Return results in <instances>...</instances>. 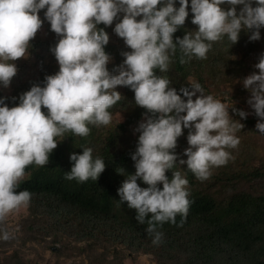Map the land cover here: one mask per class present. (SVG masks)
Wrapping results in <instances>:
<instances>
[{"label":"clouds","instance_id":"clouds-1","mask_svg":"<svg viewBox=\"0 0 264 264\" xmlns=\"http://www.w3.org/2000/svg\"><path fill=\"white\" fill-rule=\"evenodd\" d=\"M189 3L196 28L174 40L173 34L189 15ZM176 4L177 0H0V86L7 88L16 74L14 61L29 55V42L43 23L40 10L46 9L44 19L59 37L50 47L58 71L46 75L42 86L33 84L20 94L15 106L9 107L7 98L0 96V241L16 237L20 226L10 219L30 206L32 193L17 191L26 167L48 164L57 139L65 133L85 137L89 125H109V109L121 99L117 86L132 90L135 105L146 109L134 129L139 133L131 153L135 172L116 170L126 173L117 189V203L126 202L135 210L136 221L146 224L153 245L163 242L160 228L165 222L177 223L178 214L183 221L190 203L186 176L176 170L169 178L166 172L186 165L203 181L231 158L229 150L240 142L236 133L244 127L240 120L250 113L237 109L233 101L229 107L205 94L199 82L181 87L178 94L167 76L155 70L166 72L177 49L184 64L193 58L205 59L212 42L227 38L235 44L241 31L250 41L259 40L264 0H178ZM114 19L118 22L113 32L129 50L121 53V64L109 71L111 58L105 52L109 35L97 26L112 25ZM254 69L258 71L239 82L250 94L246 103L258 118L255 128L264 135V52ZM182 129H188L187 159L177 162L174 150ZM92 152L91 147H82L81 153H70L72 164L65 179L97 181L106 165ZM138 179L147 186L141 187Z\"/></svg>","mask_w":264,"mask_h":264},{"label":"trees","instance_id":"trees-1","mask_svg":"<svg viewBox=\"0 0 264 264\" xmlns=\"http://www.w3.org/2000/svg\"><path fill=\"white\" fill-rule=\"evenodd\" d=\"M176 6H179L178 3ZM239 7L237 6V10ZM38 16L43 21L42 25L45 26L51 39L47 42L38 41V43L31 39L29 49L34 52L38 46L43 47V50L48 54H38L37 62H35L38 72L36 79H26L25 75H21L22 68L20 66L17 67V72L11 79L14 92L4 95L0 89V96L7 98L5 103L9 107L18 104L19 95L29 90L33 84L42 86L44 77L51 75L52 69L55 70L57 64L50 47L55 46L59 37L50 30L49 22L44 19V12L40 10ZM191 18L189 3V15L186 17L184 25L173 34L174 40L176 37L182 38L185 31H192L196 28V25L191 23ZM97 27L104 28L108 35L111 34V25L105 26L101 23ZM262 30L263 28L260 29V32ZM246 34L241 31L237 41L239 43L236 44L238 46L244 44L250 46L247 51H244L242 61H239L243 62L240 63L242 65H246L245 60L250 58L252 53H257L256 61L259 57V50L253 49V45L256 44L254 41L247 40L248 34ZM116 39H111L109 35L108 44L105 45V52L115 60L114 64H107L109 71H113L116 66L121 64L123 60L121 53L129 50L124 43L117 46ZM258 42L259 40L257 44H259ZM227 44H231L227 38L212 42V48L207 55H211V52L214 53L213 49L218 53V50ZM47 56L51 58L49 64L43 63ZM179 57L180 53L177 49L176 54L171 57L168 70L161 73L157 69L155 70L157 74L165 76L168 72L171 75H180L186 81L191 70L199 66L196 73L200 72L206 64L205 60H207L206 56L205 59L193 58L187 63L181 64ZM27 59L28 57L20 58L24 62ZM231 65L233 64L231 63ZM172 69L174 71L171 72ZM255 71L258 70L255 69ZM237 72L238 74L234 76L241 77L240 81L247 76L244 69L237 68ZM194 75L199 77L195 73ZM199 81L202 86L205 84V81L201 79ZM180 83H173L178 94L181 87H187V85L180 86ZM236 87L235 85L234 91ZM242 91L245 97L242 96ZM236 95L241 101L246 102L250 94L240 83ZM13 97L16 99L13 100ZM114 105L120 107L119 110L127 114L128 122H136L141 117L144 118L142 113L146 112V109L135 105L134 93L129 88L125 90V96ZM132 108L136 112L134 111L130 115L129 111ZM41 110L46 111L43 106ZM134 114L137 115V118L131 117ZM255 120L256 116L254 115L253 119H248V122L252 124ZM109 126L111 124L100 127L89 125L90 132L87 136L81 137L80 149H67L68 155L72 152L81 153L82 147H91L90 139L92 137L98 138L97 141L100 142L101 149H93L92 155L103 158L106 166L97 181L89 179L85 182H77L75 179H65L64 173L70 171L72 164L69 157L61 161L66 145L65 141L62 143L58 141L57 147L49 156L48 164L26 167L25 175L27 177L19 182L17 191L28 189L32 193L30 202L33 217L32 228L38 229L42 234L47 230L53 235H56L58 231H63L66 234L67 231L63 227L64 222L74 216L76 220H83L79 222V225L77 224V228L82 227L84 230L80 231L81 238H85L93 245L97 246L102 242L110 243L109 237L106 236L107 229H110L109 235H115L119 239L118 242L123 246L127 244L125 249L152 255L157 264H264V195L253 196L248 193H232L214 200L205 195L206 191L204 190L190 191L188 196L190 203L186 217L181 222V216L178 214L176 216L177 223L165 222L160 228L164 234L163 242L159 245H153L152 237L145 232L146 224L142 225L136 221L135 210L129 209L126 202L124 204L117 203L119 200L117 189L125 179L126 173L133 174L135 172L131 153L135 151L136 144L121 147L117 131L114 132ZM119 127L123 128L121 125ZM64 135L70 136V140L74 139V134L70 131ZM119 167H123L126 173L118 174L116 170ZM139 184L141 187H145L141 180ZM103 228L104 230H102ZM70 234L76 235L78 232L72 231ZM0 264L39 263L25 261L19 252L14 250L8 257L0 259ZM87 264L124 263L120 258L117 263L108 261L105 251L102 254L94 255L92 258L89 257Z\"/></svg>","mask_w":264,"mask_h":264},{"label":"rangeland","instance_id":"rangeland-1","mask_svg":"<svg viewBox=\"0 0 264 264\" xmlns=\"http://www.w3.org/2000/svg\"><path fill=\"white\" fill-rule=\"evenodd\" d=\"M41 11L44 12L45 9H42ZM116 22H118V20L114 19L113 24L111 25L112 31L109 35L111 39L117 38L115 42L118 46L124 42L122 38L118 37L113 32ZM246 37H248V35ZM263 37L264 28L261 32V38ZM261 38L259 39V44H257L258 40H255L254 43L256 45H253V49L257 48L259 50L258 55H260L261 52H264V39ZM50 39L51 36L46 32L44 25L37 30L35 37L32 38L36 43H38V41L47 42V40ZM246 39L249 40L248 38ZM238 43L239 42H236L233 45H224V47H221V49L218 50V53L213 49V52L216 54L211 52V55H207V60H205L206 64L201 68V71L196 73L199 66L195 67L191 70L186 81H184L180 75H171L168 72L165 75L170 80V87H174L173 83L176 82H181L180 86L187 85V87H189L190 83L193 81L200 83L199 79H201L205 81V84L203 86L201 85L204 88L205 94H212L215 98L226 102L229 107H231V102L233 101V104L237 109H242L250 113L245 119L240 120L244 127L236 133L240 138V142L235 149L229 150L231 152V158L225 165L213 168L211 170V175L207 179L203 181L198 180L187 170L186 165H176L173 169L169 170V172H166V175L171 178L172 171L180 170L181 174L186 176L188 180V192L204 190L206 191L205 195L214 200L220 199L225 195H231L232 193H248L253 196L264 195V135L258 134V130L255 128L258 119L257 117L252 124L248 122V119H253L254 114H251L252 110L246 102L237 98L236 91L238 84H240L239 81L241 77L234 76L235 74H238L237 68H240L241 70L244 69V72L247 73V75L255 71L254 65L258 62L256 61L257 53H252L250 58H246V65L240 64L243 63L239 61H242L241 59L243 58L244 51H247L250 46L246 44L238 46L236 45ZM43 49V47L39 46L34 52L28 49L29 55L25 62L24 60H20V58L14 61L17 67L21 66V75H25L26 79L37 78L38 72L35 62H37L36 60L38 59L39 53H47ZM110 58L111 59L108 63L114 64L115 60L112 57ZM50 60L51 58L47 56L44 58L43 63L49 64ZM231 63L233 65H231ZM56 71H58V63L55 66V70L52 69L51 73L54 74ZM172 71L174 70L172 69L171 72ZM194 73L199 75V77L194 75ZM12 84L13 82L10 81L7 88L0 86L4 95L12 94L14 92V85ZM235 85L237 87L234 91ZM125 90H128V87H116V91L120 93L121 98L125 96ZM243 93L244 92L242 91V96L245 97ZM197 95H199V93H197ZM193 99H195V97H193ZM119 109L121 108L117 105H113L109 109L112 113V120L110 122L111 126L109 127H111V130L114 132L117 131L118 141L121 147L137 144L139 133L135 132L134 129L138 126V122L144 118L141 117L136 122H128L127 114ZM134 111L136 112L135 109ZM134 111L132 108L129 111L130 115H132ZM229 114L232 115L231 109H229ZM131 117L137 118V115L134 114ZM234 118L240 119L238 116H234ZM119 125L123 128H120ZM187 134L188 129H182V135L177 138V145L174 150L177 154V162L179 159H187L184 155V149L188 147L186 139ZM93 138L94 137L90 139L91 148H97V150L101 149L100 142L97 141L98 138ZM58 141L59 143H62V141L66 142L63 152L64 155L62 153L61 161L69 157V152H67L68 148L79 150L81 147V137L78 135H74L73 140H70V136L64 135L63 138H58L57 142ZM26 177L27 175L22 179H26ZM137 183H140L139 179ZM146 186L147 185H145V187ZM160 187H162V185H160ZM32 221L33 217L30 206L26 212L10 219L11 223L19 224L20 229L14 239L0 241V259L8 257L14 250H17L25 261L31 263L81 264L83 262L84 264H87L89 262V257L92 258L94 255L102 254L106 251V259L115 263H117L120 258L124 264H157L152 255L127 250L128 248L125 249L127 244H124L125 246H123L118 242L119 239H117L115 235H109L111 232L110 229H107L106 232V236L109 237L110 243L102 242L97 246L93 245L85 238H81L82 234L80 231L84 230L82 227L77 228V224L79 225V222H82L83 220H76L74 216L64 222L63 227L67 231L66 234H64L63 231H58L56 235H53L51 232H48V230L42 234L38 229L31 227ZM102 230H104V228ZM72 231L78 232V234L71 235L70 233Z\"/></svg>","mask_w":264,"mask_h":264}]
</instances>
